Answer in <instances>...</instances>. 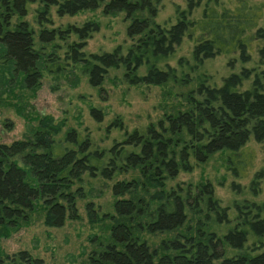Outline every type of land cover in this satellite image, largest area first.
Returning <instances> with one entry per match:
<instances>
[{
    "label": "trees",
    "instance_id": "16d2710c",
    "mask_svg": "<svg viewBox=\"0 0 264 264\" xmlns=\"http://www.w3.org/2000/svg\"><path fill=\"white\" fill-rule=\"evenodd\" d=\"M159 2L0 0V66L31 92L43 72L56 75L78 65L93 87H101L111 70L128 85L179 87L169 90L178 97L170 112L106 147L73 128L63 132L64 122L50 115L37 118L30 137L0 143V237L27 225L37 210L49 227L78 219L88 177L111 181L114 199L112 213L99 212L92 200L85 203L90 224L110 221L109 236L77 264H264V201L245 198L223 206L209 180L170 185L215 154L236 179L251 168L248 143H264V13L244 1L230 8L217 0H186L174 23H158ZM99 8L104 15L124 14L131 44L87 53L83 48L99 30L98 21L53 26V12L74 16ZM30 14L34 24L26 19ZM71 36L77 40L69 41ZM185 37L193 43L190 58L180 56L172 65ZM235 53L241 64L252 65L219 81L200 71L207 59ZM91 115L102 120L95 108ZM263 175L255 174L248 185L252 195L260 192ZM230 187L244 188L234 181ZM146 233L165 237L151 247ZM228 247L236 253L227 254ZM0 264L42 261L20 250L0 252Z\"/></svg>",
    "mask_w": 264,
    "mask_h": 264
},
{
    "label": "rangeland",
    "instance_id": "374dc122",
    "mask_svg": "<svg viewBox=\"0 0 264 264\" xmlns=\"http://www.w3.org/2000/svg\"><path fill=\"white\" fill-rule=\"evenodd\" d=\"M220 6L234 8L240 1L248 5L261 6L264 13V0H217ZM193 12V17L200 16L202 6ZM155 21L158 23H174L176 11L186 9V0H160ZM53 26L64 28L67 25H81L88 20L99 22V30L86 40L84 51L101 53L111 51L117 45L124 48L132 43L126 34L128 21L124 14L115 16L104 15L101 8L94 11H84L74 16L58 17L52 14ZM32 24V15L26 17ZM260 24L263 23L261 19ZM77 40L71 36L69 41ZM193 43L184 38L177 48L172 65L180 56L190 58ZM235 57L232 65L229 60ZM237 54L216 55L207 59L200 71L211 74L215 80L230 72H237L242 65L250 67L252 63L241 64L236 60ZM234 59V58H233ZM121 72L111 70L101 87H93L87 74L78 65L65 72L53 75L43 72L41 85L36 92L25 89L18 77L12 78L9 67L0 66V143L9 144L14 140L26 139L32 135L37 126V118L50 115L55 121H63V132L75 129L82 137L90 138L96 146L106 147L114 140H121L126 132L134 128L143 129L149 123H156L166 113L172 110L178 102V97L169 90L177 91L179 87L157 85H128L121 78ZM91 108L102 113V120L97 121L91 115ZM120 120L121 125H112ZM117 123V122H115ZM248 152L254 154V161L246 177L236 179L219 154H215L208 162L197 164L190 173H180L170 182L211 181L214 193L223 206L230 205L234 200L250 199L256 202L264 201V175L260 182V192L252 195L248 189L255 174H264V143L253 140L247 145ZM244 186L241 192L230 187L231 182ZM111 181L85 177L84 187L88 191L86 199L77 202L79 218L66 220L60 227H49L43 222V211L32 213L31 220L12 230L7 237H0V252L11 255L20 250L28 251L33 257L39 258L42 264H77L87 258L88 254L100 248L109 236L108 224L105 219L97 224L87 220L85 203L88 200L99 205V212L112 213L113 196L110 191ZM246 188V189H245ZM225 229L222 230V232ZM163 234H145L151 247L157 246ZM264 241V237L262 238ZM236 253L235 249L227 248V254Z\"/></svg>",
    "mask_w": 264,
    "mask_h": 264
}]
</instances>
